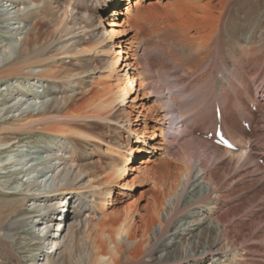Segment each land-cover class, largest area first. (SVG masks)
Instances as JSON below:
<instances>
[{"label":"bare ground","instance_id":"bare-ground-1","mask_svg":"<svg viewBox=\"0 0 264 264\" xmlns=\"http://www.w3.org/2000/svg\"><path fill=\"white\" fill-rule=\"evenodd\" d=\"M2 1L9 2L6 3L9 7L6 13H11L13 10V14L10 15L12 19L18 17L21 5L24 10L27 9L25 15L27 20H31V25L23 33L17 49L14 38H10L4 44L6 50L0 52V80L13 77L16 81L23 83L32 78L43 79L48 84L51 101L46 107L38 108L39 110L35 113L24 111L21 109L28 106V103L23 101H26L29 95L36 93L30 89L29 82L11 90L13 97L9 95L4 98L5 101L16 100L20 103L15 110L7 108L4 112L5 117L0 118V151H12L14 144L18 143V133L25 130L36 129L59 137L62 140L60 147L65 149V146L69 145L70 154L56 157L60 160V164L54 169V173L57 174L53 179L54 188L48 191L53 196L57 194L62 196L66 193L68 196L65 198L71 197V200L76 196L80 211L90 216L84 220L80 238L81 234L79 235L78 230L74 229L75 225L70 223L75 215L62 212L60 215L62 220L57 228L59 230L61 222H64L61 233L52 236L49 232L56 212L57 198L53 203L48 205L45 203L39 207L38 211L35 210L34 212L38 214L37 219L32 220L31 224L38 232L40 231L37 239L42 250L35 256L33 264H150L153 260L150 257L152 253L155 254L161 250H165L164 258L160 260L155 257L157 261L155 264H179L182 261L188 262L190 259L215 260L214 256L217 254L212 247L213 242L205 246L204 237L199 236L197 245L192 247V253L183 254L180 249H175L177 239L180 241L186 235L193 236L192 225L205 224L209 219L219 225V228L214 230V234L216 235L219 230V238L226 241V247L230 246V249L221 251L229 257L226 264H264V170L258 162L259 158L264 159V125L261 122L257 123L263 116L261 109H264V43H257V45H255L256 42L251 43L253 36H249L248 42L237 39V23H234V19V22L230 19L225 29L222 26L219 29L217 27L215 36L213 34L219 48L217 47L215 52L208 51L212 53V57L209 55L210 65L208 70L204 69L205 77L202 76L204 79L199 80L201 92H197V85V88L188 89L190 87L187 88L188 83H185L184 79L180 85H177L178 82L175 80L174 83L171 81V85L166 86L168 90L166 91L163 89L166 84L162 81L163 79L160 80L162 83L153 81L154 75L152 71H149L151 67L147 66L143 67L142 82L137 90L134 85L136 78L126 69L129 57H125L123 72L116 74V64L122 50L119 49L116 52L114 46H110L108 41L112 39L113 33L119 30L111 29L108 32L101 28L98 31L95 28L96 24H93L97 12H94L93 16H80L77 12H72L77 11L76 7H70L69 4L65 9L56 8L57 0H0ZM85 1L81 0L80 3L83 4ZM258 1L260 0L244 6V20L249 25L253 23L249 15L253 14ZM224 2L221 6L226 7L227 2ZM113 11L116 12V9ZM207 15L198 17L203 20ZM256 19L259 20V18ZM45 20L51 28L41 31L40 26ZM84 21H89V25H86ZM103 23L99 17L98 24L103 25ZM114 25L118 24H109L110 27H115ZM226 35L232 39V42L235 41L236 45L233 43L235 46H230L231 41L226 45ZM47 36L48 41L42 40ZM232 37L236 39L233 40ZM85 43L91 46L84 45ZM205 44L206 42L200 45L198 50L203 51ZM87 52L105 55L106 74L103 77L107 82L113 80V83L99 81L94 84L92 79L87 81V75L92 70L83 63V57L87 55ZM209 56L205 57L207 61ZM65 59L69 60V65H65L63 62ZM72 65L77 67L74 68ZM34 66H39L40 70L31 72ZM220 72L224 74L220 75ZM213 77L221 84L219 90L212 85L210 90L203 92L207 78ZM176 78L178 79L177 76ZM142 87L145 89L142 94L155 96L156 105L153 106V110L156 112L154 114L153 110L145 109L143 102L140 101L138 92ZM181 94H184L185 98L179 104L178 99ZM116 107L119 110L128 108L127 111L124 109L126 118L123 120L111 118L110 114ZM211 108L212 111H210ZM215 108L219 109L218 119ZM16 110L20 111L19 114H11L9 117V114ZM171 110L177 111L179 117H185L184 120L179 121L185 122L184 128H177L176 134H173L175 127L170 126L171 121L169 123L170 119L167 118ZM149 119L157 122L155 128L157 130L153 134L155 138H152L155 140L152 142L159 144L156 149L160 150V154L154 157L158 158V155L168 152L171 147H177L182 158L181 176L178 181L172 179L170 182L172 190L173 185L175 186L173 202L164 209L166 203L155 194L152 195L150 202L142 207L145 213L136 211L140 224L136 222V218L130 211V207L133 206L130 204L123 211L124 217L117 226L107 230L103 215L114 201V195L111 196L113 192L109 191V187L119 183L126 175H131L132 171L137 169L135 179H138L146 165L150 163L149 161L155 158L142 160V166L135 167L133 164L131 166L127 164L129 160L127 154L134 152L136 155L140 150L143 151L141 147L134 149L128 143L126 150L123 143L106 142L105 151L122 158H112L108 163L109 170L101 164L98 165L94 173L96 180L89 182L90 180L87 179L88 185L84 187L89 197L83 198L85 195L83 196L82 191L77 187L81 185L80 179L88 175L91 163L89 153L85 151L83 154L82 148L86 142L97 144L101 141V138L93 133V127L90 125H95L96 122L119 124L131 132L130 138H140L146 135L144 129L148 126ZM135 121L139 122L135 123ZM244 123L248 124L247 129L243 126ZM134 124L137 125L133 128ZM217 125L223 134L231 139L236 146L235 150L215 144L212 138L206 137L208 132L213 133ZM197 130L204 133L196 134ZM157 131L163 137L162 141H157L160 137ZM164 143L165 146H163ZM18 146L19 144L15 147ZM85 160L88 163L83 164ZM4 168L3 166L0 169ZM27 170L22 166L13 172L20 175ZM200 180L206 183L201 193L198 191L202 184ZM127 182L128 180L125 184ZM126 187L124 185L123 189L126 190ZM193 192L195 193L192 194ZM7 193V195L10 193L17 195L18 201H24L29 196L22 191L17 193L7 191ZM106 198H108L107 202ZM14 203H16L15 200ZM204 205L208 207L205 209L206 216L199 218L204 213L199 214V211L195 209ZM161 212H163L162 217ZM96 216L97 218H94ZM208 216L210 217L207 218ZM186 219L189 221H185ZM94 221L97 222L94 224ZM177 222L181 224L178 225ZM10 223L11 229L16 230L17 226H14V222ZM74 223L78 224L77 219H74ZM198 228H200L199 225L195 229ZM171 230H173L172 233H170ZM207 231H211V227L210 229L208 226L202 227L199 235L206 234ZM7 233H4L5 238L13 240V237ZM11 234H14V231ZM168 234H173L170 243L164 242L163 239ZM43 247L49 248L50 252L44 251ZM63 249L66 254L60 259ZM53 257L55 258L51 261ZM214 260L212 264H217Z\"/></svg>","mask_w":264,"mask_h":264},{"label":"rangeland","instance_id":"rangeland-1","mask_svg":"<svg viewBox=\"0 0 264 264\" xmlns=\"http://www.w3.org/2000/svg\"><path fill=\"white\" fill-rule=\"evenodd\" d=\"M80 1L81 0H57V6L55 7L60 8L61 10L65 9V7L69 4L70 7H76L77 11L72 12H77V14L80 16H93L94 12H97V16L94 15L96 18L93 20V24H96L95 28L98 31L101 28L106 29L108 32L111 29L119 30L117 33L114 32L112 39L108 41L110 46H114V50L116 52L119 49L122 50V53L119 55V60L116 64V74L119 75L121 72H123L122 68H124L125 57H129L126 62L128 64L126 69L128 72L130 71V75L136 78L134 85L137 90L139 89L140 82H142L141 76H143V67L147 66L151 67L149 68V71H152L151 73L154 75L153 81L155 80V82H158L163 79L162 81L166 83H164L165 85L163 89L166 91H168L166 86L171 85V81L174 83L175 80L178 82L176 84L180 85L181 82H184L185 80V83H188L187 88L190 87L188 89H193L197 85V92H201V83L199 80L204 79L202 76L204 75L205 77V70H208L209 68L210 59L212 57V53L209 52L210 50L211 52H215L219 46V44L216 42V37H214L216 34V29L217 27L218 29L219 27L221 28V26L222 28L224 27L223 29H225L227 26L226 23L230 19H232V21L234 19L235 22H233L235 24L237 23V39L240 38L248 42L249 36H253L254 39L251 43L256 42L255 45H257V43H264V0L258 1V6L255 8L256 11L253 10V14L249 15L251 21L253 22L251 25L246 23L244 20V6L245 4L250 5L249 3L256 0H90L89 2L86 0L83 4L80 3ZM224 1L227 2L226 7L221 6ZM6 3L8 4L9 2H0V52L6 50L4 44L10 38H14L17 49L18 43L22 39L23 33L31 25V20H27L25 15L27 9L24 10L23 6L21 5L18 17L16 16V18L13 17L12 19L10 15L13 14V10H11V13L7 14L6 12H8L7 10H9V7H7L8 5ZM206 5H209L210 8L209 6L206 7ZM114 9H116V12L113 11ZM203 14H208L209 16H205L202 20L198 16ZM195 15L197 16L195 17ZM253 16L255 18H253ZM99 17L104 22L103 25L98 24ZM246 18L248 17L246 16ZM256 18H259V20ZM84 23L89 25L90 22L84 21ZM111 23L118 25H114L115 27H110L109 24ZM50 28L51 27L47 20H45V22L40 26L41 31L50 30ZM238 31L239 35L237 36ZM48 36L44 39L42 38V40L48 41ZM226 36L230 39L228 35ZM227 37H225V40L227 39L226 45H228L227 43H230L231 41L230 46H235V41L232 42V39L229 40ZM232 38L233 40L236 39L234 37ZM205 42L206 44L202 48L203 51H199L198 47H200V45ZM84 45L91 46L89 43H85ZM208 56L209 58L207 61L206 58ZM173 57H175V59ZM201 57L202 59H200ZM83 59V63H85L87 68L92 69L89 72L90 74L87 75V81L92 79L94 84L99 81H105L107 84H109V82L113 83V80L107 82L103 77V75L106 74L104 61L105 55L87 52V55H85ZM68 61V59H65L63 62L65 65H69ZM72 66L74 68L77 67V65ZM39 70V66H34L31 68V72H37ZM123 70L125 71V69ZM222 73L223 72H220L219 74L222 75ZM216 80L217 79H215V77L210 79L207 78L202 91L205 92L206 90H210L212 85L214 88L219 90L221 84ZM44 81L45 80L43 79L40 80L37 78H32V80H25L23 82L26 84L29 82L28 84L30 85V89H32L36 94L29 95L27 100L23 101L27 102L28 106L22 107L24 109L21 110L32 111V113H35L37 110H39L38 108H44L49 104L51 101V96L49 95L48 84L46 81ZM162 81L160 82L162 83ZM23 83H21L19 80L16 81V78L13 77L0 80L1 119L5 117L4 112L7 108H10V110H15L19 106L20 102L18 103L16 100L6 102L4 98L8 97L9 95L11 96V90L17 89ZM189 83L191 84L192 88ZM194 84L195 86H193ZM143 92H145L144 87H142L138 92V96L141 98L140 101L143 102L145 109L153 110V106L156 105L155 96L142 94ZM181 95L178 99L179 104L180 101L184 100L185 98L184 94L182 96ZM124 109L126 111L128 110V108ZM124 109L119 110L116 107L110 114L111 118L117 120H123L126 118ZM254 110L255 109L253 108V111ZM210 111H212V108ZM19 112L20 111L16 110L15 112L10 113L9 117L11 114L17 115ZM155 112V110L152 111L153 114ZM178 114L179 113L177 111L171 110L167 116V118L170 119L168 122L170 123L171 121L170 126L173 128L175 127V130L173 129V134L178 133V129H183L185 125V122H179L181 119L184 120L185 117H179ZM261 114L263 116L257 121V123L261 122L262 125H264L263 108L261 109ZM133 116L135 118L136 114ZM138 122L139 121H135V123ZM182 124L183 126H181ZM136 125L137 124H134L133 128ZM90 126L93 127V133L100 137L101 141L97 144H92L93 142H86L82 148L83 154H85V151L89 153L88 157L91 163V166L88 168V175L80 179V186L76 185L78 186L77 188H80L82 191V195H85L83 198L89 197V194L86 192V188L84 187L88 185L87 179L90 180L89 182H94L96 180L94 173L98 168V165L101 164L103 167H106L107 170H109L108 163L110 160H112V158H122L119 155L114 156L110 153H107L105 151L106 142L109 141L114 144L123 143V147L126 150L128 149V143L134 149L141 147L143 151L140 150L136 155L134 152L133 154H127L129 157L127 164L131 166L133 164L135 167L142 166V160L145 161L147 158H155L154 156H156V154H160V150L156 149L159 144H154V142H152L155 140L152 139L155 138L153 137V134L156 132L155 130H157L155 129L157 122L154 119L148 120V126H146L144 129L146 135H142V137H140L141 139L130 138L129 134H131V132L125 130L124 127H121L119 124L110 122H96L95 125L92 124ZM202 132L203 131L197 130L196 134H200ZM18 134V143L14 144L12 151H0V166L5 167L2 170L0 169V172L2 171L0 173V245L1 243L3 244L5 241H7L5 243L7 245L3 244L4 246H0V264H33L35 256L38 255L42 249H40V244H38L37 239V236L40 235V231L38 232L31 223L32 220L35 221L37 219L38 214L34 211H38L40 209L39 207H42L45 203H47L46 205L53 203L54 199L57 198L56 212L52 219L49 232L52 234V236H55L57 233H61L60 230L63 227L64 222H61L59 230H57V228L58 223L62 220L60 216L62 212L75 215V217L71 219L70 223L75 225L74 229L78 230L79 235L81 234L80 238L82 236L81 231L83 230L84 220L90 217L86 216V213L83 211H80L79 206L77 205L78 200L76 199V196H74V198L71 200V197H68L69 199L65 198V196H68L66 193L62 194V196H59L58 194L53 196L48 191L50 188H54L55 183L53 179L57 176V174L54 173V169L60 164V160L56 159V157L63 156V154L69 155V145L65 146V149H62L60 147V141L62 140L59 137L51 135L47 132H41L36 129L25 130ZM157 134L160 135L157 141H162L163 137H161L159 131H157ZM17 144H19V146L15 147ZM163 146H165V143ZM181 159L182 158L178 148L171 147L168 152L162 153L160 156L158 155V158H155L154 160L152 159L153 161H149L150 163L146 165L142 175L139 176L140 179H135L138 172L137 169L136 171H132L133 173H131V175H126V177L121 179L119 183L110 186L109 191L113 192L111 193V196L114 195V201L113 204L108 206L107 210H105V215H103V217L105 216L104 222L105 226H107L106 229H113L115 226H117L118 222H120V220L124 217L122 216L123 211L126 210L130 204L133 205L130 207V211L132 212L134 218H136V222H138L139 217L136 211L145 213V211L142 210V207L150 202V197L154 194L166 203L164 205V209L170 206L173 202V194L175 192V186L173 185L172 190L170 188V182L172 179L178 181L181 176ZM85 163H88L87 160L83 162V164ZM207 164H209L208 161ZM22 166L24 169H28L25 172L26 174L21 173L18 175L16 172H13L16 170V168H20ZM127 180L128 182L125 184V181ZM200 181L203 185H200L198 189L199 193H201L203 186L206 184L205 181ZM124 185L127 186L126 190L123 189ZM7 191H11L12 193L22 191L25 194L28 193L29 196L24 201H18L17 195L11 193L7 195ZM194 193L195 192L192 194ZM70 195L73 196V194ZM107 199L108 198H106V202ZM14 200L16 203H14ZM69 200H71L70 204H68ZM133 202H135V205ZM204 206H200V208L195 209L196 211H199V214L204 213V215L199 216V218L206 216L205 209L208 207ZM60 207L61 209H59ZM97 216H100V214H97ZM97 216L94 218H97ZM160 216H163V212H161ZM209 217L210 216L207 218ZM74 219H77L78 224L74 223ZM185 221L189 220L186 219ZM10 222H14V226H17L16 230L11 229ZM95 222L97 221H94V224ZM183 222L184 220L182 223ZM138 224H140V222H138ZM180 224L181 223L178 225ZM198 225L200 228L196 230L195 228ZM198 225L196 226L194 224L191 226L194 227L192 237L190 235H186L180 241L177 239L175 249H180L183 254L192 253V247L197 245L199 236L204 237L203 241L205 246H207L209 242H213L212 247L217 254L214 256V262L217 264H226L229 257H227V254L225 255L221 251L224 252L226 248L230 249V246L226 247V241L219 238V230L217 231L216 235L214 234V230L216 231L219 228V225H217L212 219H209L205 224L198 223ZM205 226H208L209 229L211 227V231H207L206 234L199 235V231ZM157 227L158 226L156 225V228ZM13 231L14 234H11ZM172 231L173 230H171L170 233H172ZM4 233L12 236L13 240L7 237L5 238ZM172 237L173 234H168L163 238L164 242L170 243ZM64 249L62 250L60 259L65 257L66 251ZM6 250H8L7 252L11 255L5 252ZM43 250L50 252V249L47 247H43ZM164 255L165 250H161L155 254L152 253L150 257L153 258V260L150 262V264L157 263V261L154 259L155 257L161 260L164 258ZM54 258L55 257L50 260L53 261ZM205 260L207 259H190L188 262L182 261V263L179 264H212L213 262V260Z\"/></svg>","mask_w":264,"mask_h":264}]
</instances>
